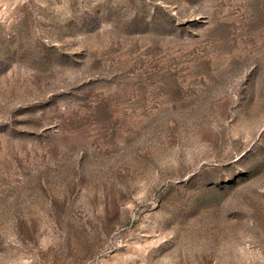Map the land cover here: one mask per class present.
Instances as JSON below:
<instances>
[{
    "label": "rangeland",
    "instance_id": "374dc122",
    "mask_svg": "<svg viewBox=\"0 0 264 264\" xmlns=\"http://www.w3.org/2000/svg\"><path fill=\"white\" fill-rule=\"evenodd\" d=\"M0 264H264V0H0Z\"/></svg>",
    "mask_w": 264,
    "mask_h": 264
}]
</instances>
